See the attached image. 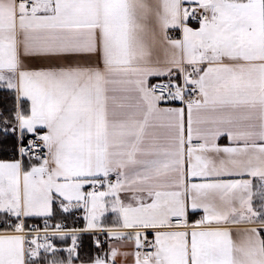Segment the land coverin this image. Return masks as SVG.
Here are the masks:
<instances>
[{
	"label": "snow or ice",
	"instance_id": "obj_1",
	"mask_svg": "<svg viewBox=\"0 0 264 264\" xmlns=\"http://www.w3.org/2000/svg\"><path fill=\"white\" fill-rule=\"evenodd\" d=\"M0 264H264V0H0Z\"/></svg>",
	"mask_w": 264,
	"mask_h": 264
}]
</instances>
